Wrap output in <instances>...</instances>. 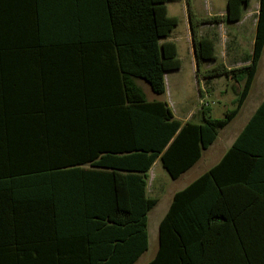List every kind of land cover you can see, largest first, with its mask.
<instances>
[{"label": "trees", "instance_id": "obj_1", "mask_svg": "<svg viewBox=\"0 0 264 264\" xmlns=\"http://www.w3.org/2000/svg\"><path fill=\"white\" fill-rule=\"evenodd\" d=\"M171 0H0V264H135L148 251L149 172L193 168L237 116L264 52V0L249 64L205 77L241 85L221 119L175 118L181 68ZM229 0L231 17L240 3ZM197 68L215 45L188 4ZM236 19V17H235ZM264 111V104L258 111ZM264 121H250L214 167L175 194L147 264H264Z\"/></svg>", "mask_w": 264, "mask_h": 264}, {"label": "crops", "instance_id": "obj_2", "mask_svg": "<svg viewBox=\"0 0 264 264\" xmlns=\"http://www.w3.org/2000/svg\"><path fill=\"white\" fill-rule=\"evenodd\" d=\"M207 2L209 4V8L206 14H204V12L202 11H199L198 8H195L191 0L190 2H188V4L190 5V8L193 14L197 18L222 17L223 19L219 23L204 24L200 26L199 28L200 37L208 38L214 42L215 55H216L217 50L220 51L221 60H219V58L216 55L215 64L222 63L228 69L248 65L249 59L254 52V45H255V40H256V35H257V28H258L260 7H261L260 0H249L247 4L240 3L238 6L236 15L234 12H232V20L226 19V17L227 18L231 17L230 15L231 11L229 8V0H207ZM186 14H187L186 32H185V35L181 38L185 42L184 47L186 48L187 53L190 57V66L192 69L189 75V79L191 80V82L196 84L199 88L200 101L198 102L200 103V106H201V103L204 102V100L207 101L208 98L214 99L215 97H218V99L220 100H217L216 103L220 101L225 102V95L228 92V89L225 88V82L228 85L231 83H235L236 93L238 96L241 90V85L233 81L230 77H227V76H219V77H214V78L205 77V72L208 69L212 68L215 64L203 63L200 70H198L197 60H196L195 52H194L193 39H192V34H191V25H190V19H189V14H188V7H187ZM228 28H235L236 32H230ZM168 41H173L176 43L177 51H178V58H179V47H178L179 45L177 44V38L171 39V37H169ZM179 60L181 61V68L176 71L168 72L165 75V82H166V77L168 75L173 74V78L171 82L175 87L181 86L184 80L187 78L182 73L183 61L181 58H179ZM262 67H264V52L261 57L258 71L254 79V82L252 84V87L250 89L249 95L247 99L245 100L244 105L242 106V108H240L236 116V117L246 116V122H245L246 124L244 125L243 129L247 126V124L250 121H252L255 118H256V121H264V111L260 115L258 113V111L261 109V107L264 104V74H261ZM202 82H203V86L201 84ZM152 101H155V100H152ZM158 101L167 102L169 107L172 109V112L175 118H177L178 120H181L184 123L193 122V119H195V117L199 115V112L202 113V108H199L197 113H191L189 115L181 114L182 116H180V114H176V112L174 111L169 101L167 100H158ZM243 129L240 131V133L243 131ZM224 155L225 153L221 156V158L213 166H211L205 172L209 171L212 167H214L217 163H219ZM203 157H204V154L201 160L203 159ZM201 160L193 168H191L189 171H187L183 175L187 174L192 169H194L201 162ZM155 164L151 168L150 172L153 170ZM205 172H203L202 174H204ZM202 174H200L199 176H201ZM192 182H190L189 184H191ZM149 189L150 187H149V181H148L147 196L149 198L158 199V204L148 213V233H149V248H150V241H151L150 232H149L150 222L154 219L155 223H157L158 225V231H159V225L161 221L163 220V218L168 214L170 207L173 203L175 194L181 190H175V191L170 192L169 195L167 196V201L162 204L161 199L158 196H153V197L149 196L150 194ZM157 250H158V245L156 248V252ZM146 253H144L139 258V260H137L135 264H137L144 257ZM263 257H264V252L261 251L260 258L263 259Z\"/></svg>", "mask_w": 264, "mask_h": 264}, {"label": "rangeland", "instance_id": "obj_3", "mask_svg": "<svg viewBox=\"0 0 264 264\" xmlns=\"http://www.w3.org/2000/svg\"><path fill=\"white\" fill-rule=\"evenodd\" d=\"M195 8H198L199 11L207 13L209 4L207 0H191ZM190 0H171L167 3L168 11L170 16L177 17L179 19V25L177 28L170 34L171 39L177 38V44L179 45V58L183 61L182 73L187 78L184 80L181 86L175 87L172 84V75L166 77V93L164 95L155 94L148 83L143 80H136V83L144 91L147 99L152 100H167L170 102L176 114H186L197 113L200 106V97H199V88L196 84L191 82L189 75L191 73L190 66V57L187 53L185 42L181 37L185 35L186 32V20H187V7ZM185 13V14H184ZM230 32H236L235 28H228ZM235 30V31H234ZM219 60L220 51L216 52ZM220 62V61H219ZM213 63V62H212ZM215 64V63H213ZM217 64V63H216ZM261 74H264V67L261 69ZM260 74V75H261ZM203 86V82L201 83ZM225 88L228 89L227 94L225 95V102L220 101L216 103L218 97L214 99L208 98L209 107L211 108V115L215 119H221L225 116L226 111L232 110L234 108L233 101L237 98L236 86L235 83L226 84ZM207 101L204 100V103ZM203 115L199 112V115L193 119V122L198 123L202 122ZM246 116L235 117L224 129L220 131L217 141L205 151L204 157L201 162L190 172L183 175L180 179L174 180L164 169L162 162L158 160L150 172L149 176V187H150V197L158 196L161 199L162 204L167 201V196L170 192L175 190H182L200 174L208 170L213 166L221 156L232 146L235 139L239 135L240 131L243 129L246 124ZM152 192V193H151ZM154 192V193H153ZM150 232V248L144 257L137 264H147L151 261L156 253V248L158 245V225L155 223L154 219L150 222L149 225Z\"/></svg>", "mask_w": 264, "mask_h": 264}, {"label": "built area", "instance_id": "obj_4", "mask_svg": "<svg viewBox=\"0 0 264 264\" xmlns=\"http://www.w3.org/2000/svg\"><path fill=\"white\" fill-rule=\"evenodd\" d=\"M201 106H202V108H203V107H207V106H209V103H208V102H207V103H206V102H205V103L202 102V103H201Z\"/></svg>", "mask_w": 264, "mask_h": 264}]
</instances>
